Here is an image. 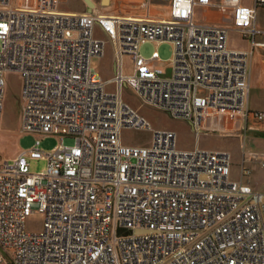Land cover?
<instances>
[{"label":"built area","instance_id":"built-area-1","mask_svg":"<svg viewBox=\"0 0 264 264\" xmlns=\"http://www.w3.org/2000/svg\"><path fill=\"white\" fill-rule=\"evenodd\" d=\"M155 1L168 4L165 18L0 0V117L14 73L21 130L35 137L30 150L0 162V264H264V195L250 185L244 142L233 180L229 153L179 149L174 132L152 129L122 95L128 89L190 123L197 138L240 135L247 118L264 124V111L248 109L249 58L264 50L256 24L264 0ZM196 9L222 12L227 22L199 21ZM229 32L249 39L251 52L229 49ZM162 42L174 48L169 75L157 52L140 54L143 44ZM108 44L113 77L103 80L90 63ZM123 130L148 131L150 142L123 145ZM47 136L59 144L43 153ZM29 160L45 168L32 174ZM32 214L41 217L34 232Z\"/></svg>","mask_w":264,"mask_h":264},{"label":"rangeland","instance_id":"rangeland-1","mask_svg":"<svg viewBox=\"0 0 264 264\" xmlns=\"http://www.w3.org/2000/svg\"><path fill=\"white\" fill-rule=\"evenodd\" d=\"M113 0H59V8L65 12H99L109 15L120 14L121 8L115 9ZM112 9V12L110 11ZM133 13V12H132ZM196 18L207 23H226L227 17L224 13L210 10L196 9ZM259 24L264 30V10L258 12ZM260 28V27H259ZM228 46L236 50H242L246 43L234 32L228 34ZM1 49V43H0ZM153 52H157L161 66L167 68L173 58L174 48L170 42L146 43L140 47V54L149 58ZM114 55L110 44L106 46L102 59H93L90 63L92 71L98 73L103 80L113 77ZM125 73H131V64L127 56L123 57ZM169 68L166 74L169 75ZM21 83L18 75L10 73L6 76V91L3 103V110L0 117V162H11L20 153L30 150L35 144V137L25 134L21 130ZM123 99L133 109L143 116L150 123L154 130L172 131L176 135L177 147L181 150H192L195 147L225 151L231 158V177L238 178L240 174L244 142L247 152L251 155L249 181L250 185L258 192L264 194V138L254 137L247 133H232L230 135H204L198 138L191 131L187 122L180 119H172L158 109L140 103L138 98L128 89L122 92ZM243 131V130H242ZM246 134V135H245ZM151 134L148 131L123 130L121 132L122 144L132 147H145L149 144ZM59 144L54 136H47L41 139L39 150L43 153L51 152ZM74 144L73 139L65 138L63 145L70 147ZM30 173L37 174L45 168L42 160H29ZM41 223L38 214H32L27 220V230L37 231Z\"/></svg>","mask_w":264,"mask_h":264},{"label":"crops","instance_id":"crops-1","mask_svg":"<svg viewBox=\"0 0 264 264\" xmlns=\"http://www.w3.org/2000/svg\"><path fill=\"white\" fill-rule=\"evenodd\" d=\"M112 4L115 9L121 8V10H119L120 14H114V15H124V16H133V17L148 16L149 18H165L168 14V4L163 1L113 0ZM242 4L244 6H252V0H242ZM260 10H264V9L256 10V24L258 28L260 27L261 29L262 24H259L260 22L258 20V12ZM110 11L112 12V9ZM236 34L239 35L241 39L246 43V47L242 50H236L230 48L228 46V40H227L228 48L236 51L251 52L249 39L241 36L238 33ZM260 41H261V36H256L255 42H260ZM248 73H249L248 109L250 111L262 112L264 111V50L257 48L253 49L248 62ZM241 127L243 130L242 132L244 133L253 135L254 137L264 138V124L257 123L253 121L251 118H247L245 122L241 123ZM232 179L238 180L239 177L236 179L235 178Z\"/></svg>","mask_w":264,"mask_h":264},{"label":"water","instance_id":"water-1","mask_svg":"<svg viewBox=\"0 0 264 264\" xmlns=\"http://www.w3.org/2000/svg\"><path fill=\"white\" fill-rule=\"evenodd\" d=\"M188 125H189L191 131H193V127H192V125H191L190 123H189Z\"/></svg>","mask_w":264,"mask_h":264},{"label":"bare ground","instance_id":"bare-ground-1","mask_svg":"<svg viewBox=\"0 0 264 264\" xmlns=\"http://www.w3.org/2000/svg\"><path fill=\"white\" fill-rule=\"evenodd\" d=\"M95 12H97L98 10H94ZM99 12V11H98Z\"/></svg>","mask_w":264,"mask_h":264}]
</instances>
